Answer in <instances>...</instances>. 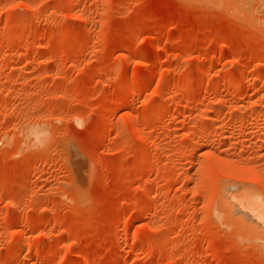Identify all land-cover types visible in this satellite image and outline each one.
<instances>
[{"label":"rangeland","instance_id":"374dc122","mask_svg":"<svg viewBox=\"0 0 264 264\" xmlns=\"http://www.w3.org/2000/svg\"><path fill=\"white\" fill-rule=\"evenodd\" d=\"M240 192L264 0H0V264H264Z\"/></svg>","mask_w":264,"mask_h":264},{"label":"bare ground","instance_id":"6f19581e","mask_svg":"<svg viewBox=\"0 0 264 264\" xmlns=\"http://www.w3.org/2000/svg\"><path fill=\"white\" fill-rule=\"evenodd\" d=\"M243 191H244V190H243ZM244 193H245V192H243V195H240V194H242V192H240V193H239L240 196L238 195V197L235 196L236 193H235V195H234V193H233L232 195H234L235 198H234L233 196H232L233 198H230V195H231V194L228 195L229 197H228V196H227V197H228L229 200L231 199V201H232V200H236V199L238 200L239 197H240V198H243L242 196H245V198L247 197L248 199H246V200L243 198L245 201H244L243 199H241V200L244 201V202L241 201V202H243L244 204L242 203V205H240V206H242V207L244 206V208H245L244 210H247L248 212L252 213V214L254 215V217H257V218H256V219H257V222L259 221L260 223H263V225H262V224L259 225V226H261V227L258 228V227H257V222H256V220H255L256 223H254V222H252L253 224L250 223L251 225L249 226V228L252 227V226H255V228L257 227L256 229H263V227H264V203H263V201H259V200L256 198V196H254V199H253V198H249V196H246V195H247L246 193H245L246 195H244ZM227 194H228V193H227ZM227 194H224V195H227ZM237 194H238V192H237ZM227 197H226V196H225V197L223 196V199H225V198L227 199ZM223 199H222V200H223ZM229 200H228V202H229ZM225 201H227V200H225ZM228 202H226V203L224 202L225 205H227ZM233 202H234V201L230 202L231 204L229 203L228 206H229V207L232 206V203H233ZM237 202H239V200H238ZM235 204L238 205L239 203H238V204H237V203H234V205H233L234 207H230V208L233 209V210H237V209H238L237 207H240V206H237V207H236ZM240 204H241V203H240ZM225 205H223V206H225ZM229 207H226V209L230 210ZM235 207H236V209H234ZM223 209H224V207H223ZM239 209H241V208H239ZM239 209H238V211H239ZM242 209H243V208H242ZM242 209H241V212H242ZM233 210H232V212H233ZM244 210H243V211H244ZM220 211H221V210H220ZM238 211H236V212L234 211V213H232V214L234 215L235 213H237V214H236L237 217H238L240 214H242V216L244 215V212L241 213V212L239 211V212H240V214H239ZM247 211H246V213L249 214ZM223 212H224V211H223ZM226 212H227V211H226ZM222 214H223V213H222ZM228 214H229V213H227V215H228ZM230 214H231V211H230ZM230 214L228 215L229 217H230ZM238 214H239V215H238ZM231 216H232V215H231ZM242 216H240L241 219L244 217V216H243V217H242ZM250 216H251V215H249V216L246 215L245 217H250ZM225 217H226V215H225ZM238 219H239V218H238ZM245 219H246V218H245ZM245 219L243 218L244 221H245ZM247 219H248V218H247ZM247 219H246L245 224L248 222V220H251V219H248V220H247ZM239 220H240V219H239ZM243 220H242V222H244ZM261 221H262V222H261ZM240 222H241V221H240ZM250 222H251V221H250ZM248 224H249V223H248ZM254 224H256V225H254ZM243 226H244V225H243ZM244 227H247V226H244ZM251 230H252V228H251ZM253 230H254V229H253ZM254 232H256V230H254ZM257 232L259 233L260 231L258 230ZM257 232H256V233H257ZM250 233H251V232H250ZM261 233H262V232H260V234H261ZM260 234H258V235L256 234L257 237H259ZM262 234H264V233H262ZM262 234H261V235H262ZM252 236L254 237L255 235H252ZM263 237H264V236H263ZM256 239H257V238H256ZM263 240H264V238H263Z\"/></svg>","mask_w":264,"mask_h":264}]
</instances>
